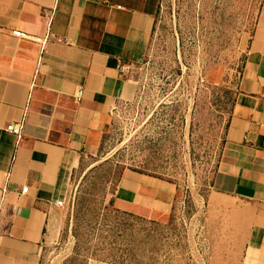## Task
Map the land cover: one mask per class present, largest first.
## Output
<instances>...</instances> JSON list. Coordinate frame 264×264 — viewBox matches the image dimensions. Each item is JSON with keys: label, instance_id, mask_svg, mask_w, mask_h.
Segmentation results:
<instances>
[{"label": "crops", "instance_id": "obj_1", "mask_svg": "<svg viewBox=\"0 0 264 264\" xmlns=\"http://www.w3.org/2000/svg\"><path fill=\"white\" fill-rule=\"evenodd\" d=\"M157 4L0 0V264L40 263L81 157L96 152L113 105L132 94L123 64L144 56ZM45 35L42 49L34 39ZM18 122L16 142L4 129ZM172 200L157 178L124 171L113 207L166 217ZM208 202L224 216L238 264H264V0Z\"/></svg>", "mask_w": 264, "mask_h": 264}, {"label": "rangeland", "instance_id": "obj_2", "mask_svg": "<svg viewBox=\"0 0 264 264\" xmlns=\"http://www.w3.org/2000/svg\"><path fill=\"white\" fill-rule=\"evenodd\" d=\"M262 1L158 0L144 56L123 64L132 94L113 105L96 152L81 157L39 264L71 256L74 239L62 229L78 186L92 215L116 216L109 200L124 171L173 190L168 216L129 213L151 222L135 227L139 264H238L208 194ZM108 230L98 226L88 248H99Z\"/></svg>", "mask_w": 264, "mask_h": 264}, {"label": "trees", "instance_id": "obj_3", "mask_svg": "<svg viewBox=\"0 0 264 264\" xmlns=\"http://www.w3.org/2000/svg\"><path fill=\"white\" fill-rule=\"evenodd\" d=\"M86 175L87 173L82 181L85 180ZM84 193L81 185L78 186L74 203L64 221L62 235L69 232L74 239V245L71 256L63 264H88L89 259L105 264H139L135 250V227L151 224V222L122 211L119 213L117 209H115L116 216L114 217L94 216L86 206L88 200L84 198ZM109 204L113 206V199L109 200ZM98 226L109 228L108 232L111 234L102 237L100 247L92 251L87 245L92 240L93 232ZM77 230H82V232L78 233ZM115 245L119 246L117 253L113 252Z\"/></svg>", "mask_w": 264, "mask_h": 264}, {"label": "built area", "instance_id": "obj_4", "mask_svg": "<svg viewBox=\"0 0 264 264\" xmlns=\"http://www.w3.org/2000/svg\"><path fill=\"white\" fill-rule=\"evenodd\" d=\"M13 36L16 37H24L21 33L19 32H12ZM35 42L39 43L41 48L43 49L44 46L49 43L51 40V38L49 37V35H45L44 38L42 39H34ZM56 42H60V40H56ZM81 96V90H78L76 95L74 96L75 101L77 102L80 99ZM22 130H23V123L22 122H18V123H11L9 125H7L4 129V131L10 135H12L15 139L16 142H18L21 138L22 135ZM26 189H22L21 190V194L25 193ZM58 207L60 208H65L66 204H62V202L58 203Z\"/></svg>", "mask_w": 264, "mask_h": 264}]
</instances>
